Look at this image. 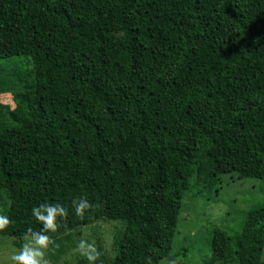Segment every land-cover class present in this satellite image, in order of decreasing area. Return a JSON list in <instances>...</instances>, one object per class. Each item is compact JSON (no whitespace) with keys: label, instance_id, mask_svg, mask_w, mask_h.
Segmentation results:
<instances>
[{"label":"trees","instance_id":"1","mask_svg":"<svg viewBox=\"0 0 264 264\" xmlns=\"http://www.w3.org/2000/svg\"><path fill=\"white\" fill-rule=\"evenodd\" d=\"M116 2L122 34L111 45L36 50L27 0H0V59L25 57L0 66V93L14 103L0 102V214L10 220L0 235L21 248L42 227L31 209L60 203L68 214L48 235L125 219L106 264H161L193 177L264 179V0ZM77 102L86 114L60 117ZM80 197L93 204L82 217L71 206ZM208 231L203 264H263L264 199L239 233Z\"/></svg>","mask_w":264,"mask_h":264},{"label":"rangeland","instance_id":"2","mask_svg":"<svg viewBox=\"0 0 264 264\" xmlns=\"http://www.w3.org/2000/svg\"><path fill=\"white\" fill-rule=\"evenodd\" d=\"M27 3L36 50L78 40L107 46L122 34L116 0H27ZM24 60V56L0 59V66L13 64L12 61L23 64ZM0 102L14 107L10 93H0ZM86 111L84 103L77 102L67 107L60 117L72 118L86 114ZM263 199L264 179L239 178L236 173H230L220 175L211 186L207 181L193 177L191 189L182 200L172 251L161 264H203L210 254L209 228L216 225L233 235L239 233L250 207ZM7 204L5 194L0 191V209ZM125 225V219L100 218L61 233L49 234L53 243L46 250L48 264H63L73 255L80 254L77 245L81 239L95 244L99 255L96 264L110 262ZM13 240L11 236L0 235V264H14L11 257L21 248ZM262 261L264 264V249Z\"/></svg>","mask_w":264,"mask_h":264},{"label":"clouds","instance_id":"3","mask_svg":"<svg viewBox=\"0 0 264 264\" xmlns=\"http://www.w3.org/2000/svg\"><path fill=\"white\" fill-rule=\"evenodd\" d=\"M71 206L78 217H82L86 212L93 208V204L86 198L80 197L73 199ZM68 214L66 206L60 203L50 204L41 203L31 209V215L39 222L42 227L39 231L28 228L21 249L12 255L11 259L14 264H48L46 259V250L53 243L48 232H56L58 228L57 219L63 218ZM10 224L7 215L0 214V230L7 228ZM80 254L88 264H96L99 255L94 243L81 239L77 245Z\"/></svg>","mask_w":264,"mask_h":264}]
</instances>
